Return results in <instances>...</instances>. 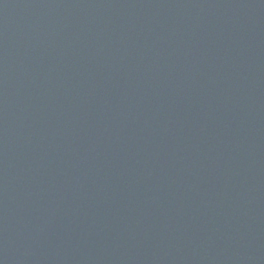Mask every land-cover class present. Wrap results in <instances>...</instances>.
Segmentation results:
<instances>
[{"label": "water", "instance_id": "1", "mask_svg": "<svg viewBox=\"0 0 264 264\" xmlns=\"http://www.w3.org/2000/svg\"><path fill=\"white\" fill-rule=\"evenodd\" d=\"M0 264H264V0H0Z\"/></svg>", "mask_w": 264, "mask_h": 264}]
</instances>
